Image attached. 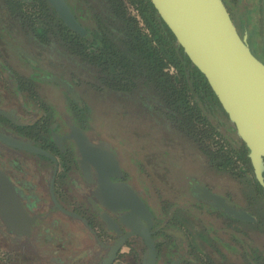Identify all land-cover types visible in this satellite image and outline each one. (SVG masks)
<instances>
[{
  "label": "flooded vegetation",
  "instance_id": "1",
  "mask_svg": "<svg viewBox=\"0 0 264 264\" xmlns=\"http://www.w3.org/2000/svg\"><path fill=\"white\" fill-rule=\"evenodd\" d=\"M34 1H39L42 6L41 0H0V134L17 141L30 143L47 152L52 158L12 148L0 141V174L8 178L12 188H7L2 178H0V197L8 198L7 196L13 197V195H15V198L20 201L27 214L33 218V222L28 226L29 231L27 234L21 232L14 233L6 226L0 212V264H7L8 262L10 264H35L29 262V258L34 257L33 253H36V248L39 249V245H44L45 243L48 244L51 253L45 254L41 251L40 254L49 256L48 260L50 264H104L112 247L115 246L122 237L131 232V229L121 222V218L124 219L129 213L127 209L112 212L104 206L102 198H106L102 194V190L100 191L97 172L90 163V161L95 159H103L110 165L111 157L108 154L109 152L114 154V158L118 162V168L121 172L120 177H110V181L112 183L127 184L136 192L152 216L151 225L149 227L144 219H141V222L144 229L148 228V236L153 243L155 253L154 264H190L187 258H189V255L193 252L189 246L190 242L188 237L180 227L173 228L166 225L169 223L166 218L169 214L163 217L162 214H164V210L162 208L159 209V215L162 216L161 221L163 220L164 222L158 223L160 217L149 203L146 191L144 192L141 190L134 180L129 179L124 162L118 154V144L116 145L112 139L100 136L99 132L90 130L88 126L90 123H87V125L85 123L86 121L82 122L84 119L80 122L77 119H72V114H70V112L66 113L64 110L56 112L54 110V112L50 113L44 107L37 108V98L33 97L34 95L29 93V90H25L26 86L19 82L18 76L15 75V73L19 74V71L13 69V64L11 62L15 61V59L19 61V53L15 52L17 58H14V51H11L9 47L5 46V43L2 41L4 40L6 42L2 26L6 22V9H10L12 15L15 16L19 22V5L23 3H33ZM64 1L73 14L74 19L84 31L86 28L89 29L93 27L95 23L89 21L93 20L89 15V13H92L89 10L90 6L85 5L83 2L84 0ZM44 2L49 6L48 20H44L46 22V24H44H48L49 27V24L51 26L56 23V16L54 14L57 15V13L46 0H44ZM127 5L128 4L125 3L127 15L136 18L129 13ZM41 9L44 12V17L45 11L42 7ZM227 11L240 37L249 43V35L246 33V36L244 28L242 27L241 31L240 27L235 23L236 14L228 8ZM87 12L88 14L85 15ZM57 17L61 20L58 15ZM261 18H263L262 13ZM136 19V21L139 22V27H145L139 15ZM63 24L65 25L64 22ZM16 28L19 31V23L16 24ZM36 29L40 31L42 25L40 28L36 27ZM71 31L76 33L73 30ZM256 32L257 39H254V42H256V46L259 50H262V48H260L262 46L259 42L261 37L263 39V27L262 31L259 32L256 30ZM85 34L86 31L84 34L80 35L83 36ZM13 39L18 42L17 49H19V34L15 35ZM11 42V44H13L14 41L11 40ZM57 43L56 41V46L58 45ZM14 46H16V43H14ZM6 48L10 49L11 54L13 53L10 59L5 52ZM250 49V51H252L251 47ZM48 51V49L43 48V52ZM87 52L92 53L93 50L87 49ZM47 56L44 55L41 60L39 59L38 65L34 64L31 66V69L34 71H39V67L42 68L38 73H32L33 77L35 78L36 76L37 78V81L34 82L42 81L43 83H49L53 84L55 87H59L69 95L74 107H76L75 109H83L82 106L84 104L78 102L79 98L82 99L81 95L83 91L73 84L71 85L66 75V71H69L70 68H58L54 63L55 55L50 53L48 60ZM12 58H14V60H12ZM257 59L259 58L257 57ZM56 74H58L57 78H55ZM48 79L50 80L46 81ZM55 79H57V82ZM34 82L33 80L27 81V84L31 87ZM114 93L107 97L94 98L93 95L91 97L99 102L109 101L118 104L123 107V109L120 108L122 112L126 110L128 113H132L126 104L123 105L121 103L122 100L117 97L118 95L116 92ZM213 111L216 112V116ZM132 114L142 119H151L150 114L146 112L145 115L148 117H141L138 113ZM205 114L208 119L209 117L212 118V120L209 119V121L212 123L211 125L213 127L217 124L221 126L220 129L222 130L219 129V134L222 136L224 143H226V145H228V143L232 144L235 149L241 150L240 148L243 143L237 138L234 128L230 126L231 124L229 125V123L226 122L225 115L214 109L212 111L207 110ZM47 116L49 118H47ZM196 124H198L197 121ZM205 133L206 131L204 132L203 130L200 137H203ZM210 134L208 132L205 138H213L211 136L212 134ZM81 135L87 138L90 144L95 145L98 152L85 150L82 153L79 148ZM178 138L183 141L179 136ZM202 142L203 145L210 146L204 139H202ZM213 144L216 145L217 142L214 141ZM214 145L210 147L213 148ZM204 159L205 162L202 163V172L192 174L189 180V194L195 203H197V208L210 213L215 222L216 220H221L223 223L229 221L231 224L234 222L244 225V229H242L241 226L237 227L234 225L232 227H237L239 229H236V231L230 229L228 232L232 235L231 237L235 238L236 242L239 241L242 243V248H245V256L246 249L252 248L251 253L254 252L255 258H258L259 250H263V248L258 247L256 241L259 240L258 238L264 241V233L247 230V226H252V229H254L257 220L247 215L248 213L252 214L255 210H253L254 201L249 197L246 191L248 189V184L243 178V174H251L254 189L263 199L264 197L255 185L256 180L252 172L250 161L249 165L251 171L238 161L235 167L229 170L225 169L216 174V172L213 171V167H207L206 170L204 169L207 163L206 158ZM242 165L246 172L240 170V166ZM233 173L236 174L234 181L231 178L234 176ZM205 192L222 199L227 207L233 209L238 214L235 215L226 210L220 206L217 201L207 199L204 195ZM52 196L62 209L82 217L86 220L88 226H85L77 219L63 214L61 210L55 206ZM244 216L247 218L245 219ZM66 222H78V225L82 227L81 230L84 232V237L83 239H79V241L76 240V247L74 245L72 246L73 237L70 230L68 227L63 226V223ZM23 225L25 226V223H23ZM113 226H115L116 229H114ZM222 227L227 228V225L224 224ZM210 233H212V230L207 228L202 231L200 238L202 240H208L211 237ZM220 233L221 232L217 234L219 237H222L224 234ZM231 246H233L231 243H222L221 247L217 248H219V250L222 249V251L224 250V252H228L231 250L229 249ZM16 248H18L19 251L16 250ZM217 248L214 247V250H217ZM81 253L83 254L82 257H80ZM148 254V246L143 237L132 234L121 243L111 264H144L148 260ZM190 262L191 264H201L194 258L190 259Z\"/></svg>",
  "mask_w": 264,
  "mask_h": 264
},
{
  "label": "trees",
  "instance_id": "2",
  "mask_svg": "<svg viewBox=\"0 0 264 264\" xmlns=\"http://www.w3.org/2000/svg\"><path fill=\"white\" fill-rule=\"evenodd\" d=\"M222 1L226 8L232 11L229 1ZM230 1L238 6L235 0ZM41 2L45 16L43 20L36 22L42 25L40 31L35 25L28 24L27 19L20 14L18 22L10 9L5 10L6 22L2 26V31L5 33L6 42L2 41L14 51L18 42L13 38L19 34V59L23 63L30 66L38 65L39 59L53 53L54 63L58 68H70L66 71L70 84L84 91L82 99L79 98L78 102L86 104L92 95L94 98H100L116 92L117 97L122 100L121 103L126 104L132 113L148 117L145 115L146 112L150 114L151 121L160 123V126L155 124L159 128L154 126L162 131L165 145L174 142L177 144L174 145L176 148L182 147L191 157L201 153L207 162L205 170L207 167H213L216 169L213 171L218 174L235 167L239 161L251 171L244 144L241 150L235 149L229 143L228 150L203 145L200 134L204 129L201 125H208L210 129L215 130V135L220 133L221 128L219 124L215 127L211 125L205 114L207 110L220 111L229 123L228 118L205 77L177 45L174 35L149 0H84V4L89 5L92 12L89 15L93 20L89 21L95 24L92 28H86V34L83 36L69 30L54 13L56 23L51 26L49 24V27L48 24L45 25L44 20H48L49 6L44 0ZM125 3L135 8L145 27H139L137 19L127 15ZM256 5L264 18L263 0H256ZM237 6L234 13L240 16L247 36L254 25L250 26L245 8ZM18 23L19 31L16 28ZM11 40L14 41L13 44ZM56 41L59 46H56ZM259 43L262 50L251 47V52L264 63L262 37ZM43 48L49 51L43 52ZM87 49H92L93 52L88 53ZM170 67L177 71L176 77L169 73ZM55 81L57 82V79ZM213 112L215 115L216 112ZM198 172H202V165L198 167ZM235 175L231 177L233 181ZM255 185L264 197L262 188L257 182ZM229 249L235 247L231 246ZM251 251L252 248L246 249V258L249 262L264 264V249L259 250L258 258H255L254 252Z\"/></svg>",
  "mask_w": 264,
  "mask_h": 264
},
{
  "label": "water",
  "instance_id": "3",
  "mask_svg": "<svg viewBox=\"0 0 264 264\" xmlns=\"http://www.w3.org/2000/svg\"><path fill=\"white\" fill-rule=\"evenodd\" d=\"M149 1L174 35L177 45L205 77L229 123L233 126L237 138L245 145L254 178L264 191V63L252 54L240 37L222 0ZM46 2L69 29L78 34L85 33L64 0H46ZM0 141L12 148L52 158L47 152L27 142L17 141L2 134ZM79 143L82 153L85 150L98 152L97 147L90 144L83 135ZM108 154L111 157L110 165L103 159H95L90 163L97 172L100 191L102 190L106 198H102L104 206L112 212L127 209L129 213L124 219L121 218V222L129 227L131 232L112 247L104 264L113 262L121 243L132 234L142 236L148 246V260L144 264H154L153 243L148 236V228L144 229L141 222V219H144L149 227L152 216L136 192L127 184L110 181V177H120L121 172L114 154L110 152ZM0 178L7 188L12 189L5 175L0 174ZM204 195L207 199L217 201L231 213L238 214L227 207L222 199L208 192ZM7 197H0V212L4 223L14 233L27 234L33 218L27 214L15 195ZM52 199L63 214L88 226L86 220L62 209L53 196ZM113 228L116 229L115 226Z\"/></svg>",
  "mask_w": 264,
  "mask_h": 264
},
{
  "label": "rangeland",
  "instance_id": "4",
  "mask_svg": "<svg viewBox=\"0 0 264 264\" xmlns=\"http://www.w3.org/2000/svg\"><path fill=\"white\" fill-rule=\"evenodd\" d=\"M228 1L230 9L234 13L237 5H233L230 0ZM235 1L238 4L237 7L241 6L245 8V14L249 24H251L250 26L253 27L254 25L255 27V29L253 27L249 32V43L243 38L242 39L248 47L258 48L256 42H254V39H257L256 30L259 32L262 31L264 22L263 18H261L258 5H256V0ZM20 6L19 14L27 19L26 22L40 28L41 25L36 23L44 19V12L41 9L42 6L40 2L23 3L22 5L20 4ZM127 7L129 13L138 18V13L135 8L129 4ZM234 14H236L235 23H237L236 25H238L242 31L243 23L241 18L237 13ZM14 49V58H17L15 54L19 53V49ZM11 51L7 48L5 50L9 59L13 54H11ZM14 58H12V60H14ZM11 62L13 64V69L19 71V74L15 73L19 78V82L26 86L25 90H29V93H32L34 95L33 97L37 98V108L44 107L50 113L54 112V110L56 112L60 110H64L66 113L70 112V114H72V119H77L79 122L84 119L82 122L86 121V124L90 123L89 125L87 124L90 130L99 132L100 136L112 139L116 145L118 144V154L124 162L129 179L134 180L141 190L144 192L146 191L149 203L160 217L158 223L164 222L163 220L161 221V217L169 214L168 217H166L169 223L165 224L173 228L180 227L188 237L190 242L189 246L193 252L189 255V258H187L190 264V259L193 258L201 264H251L244 254L245 248H242V243L238 240V242H236L235 238L231 237L232 235L228 232L230 229L236 231V229H239L237 228L238 226L244 229L245 226L234 222L231 224L229 221L223 223L221 220H216L215 222L210 213L197 208V203H195L189 194V180L195 171L198 172V167H201L202 163L205 162L201 153H199V156L191 157L190 155L188 156L187 152L182 149V147L176 148L174 145L177 144L174 142H169L165 145L162 131H159L157 129L159 127L155 125L157 124L160 126V123L147 120L146 118L142 119L135 114L128 113L126 110L122 112L120 108L123 109V107L118 104L109 101L99 102L94 100L93 97H90L87 103L82 106L83 109H75L76 107H74L69 95L66 94L64 90L55 87L53 84L43 83L42 81L34 82L36 80H34L33 74L38 73L42 69L41 67H39V71H34L31 69L30 65L23 63L20 59L19 61L15 59V61ZM169 72L174 77L177 76V71L174 68L170 67ZM32 80L34 84L30 87L27 81ZM83 94L84 91L82 92V95ZM48 116L47 118H49ZM209 119L212 120L211 117H209ZM196 126L198 127V124ZM201 126L204 130H207L206 133L203 134L202 139H204L208 145H214L213 143L215 141L217 144L214 145V148L218 149L221 147L224 149L225 147L224 150H228L220 134L215 135V130L210 129L208 125ZM208 132L212 134L210 135L213 138H205ZM240 170L246 172L243 165L240 166ZM242 176L248 184V189L246 190L245 188V190L254 201L253 210H255L252 214H246L252 216V219L254 217L257 220L254 229H252V226H247V230L264 233V199L254 189L251 174H243ZM160 208L164 210L162 216L159 215ZM224 224L227 225V228L222 227ZM234 225L237 227H232ZM63 226L68 227L70 230L73 237L72 246L74 245L76 247V240L79 241V239H83L84 237V232L81 230L82 227L78 225V222H66L63 223ZM207 228L212 230V233H210L211 237L208 240H202L200 234ZM219 232L224 235L219 237L217 234ZM258 239L260 241L257 240L256 245L264 249V241H261V238ZM222 243H231L233 247H235V250H229L228 252H224L222 249L219 250L217 247H221ZM214 247H216L217 250H214ZM16 250H18V248H16ZM41 251L45 254L51 253L48 244H40L39 249L36 248V253H33L34 257L29 258V262L35 264H50L48 260L49 256L41 255ZM82 256L83 254L81 253L80 257ZM7 264L10 263L8 262Z\"/></svg>",
  "mask_w": 264,
  "mask_h": 264
}]
</instances>
